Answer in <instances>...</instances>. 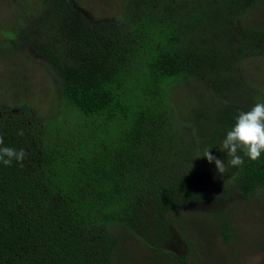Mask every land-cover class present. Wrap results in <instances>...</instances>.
Wrapping results in <instances>:
<instances>
[{
    "label": "trees",
    "instance_id": "1",
    "mask_svg": "<svg viewBox=\"0 0 264 264\" xmlns=\"http://www.w3.org/2000/svg\"><path fill=\"white\" fill-rule=\"evenodd\" d=\"M77 1L39 0L0 44L32 40L58 80L47 117L0 102L5 146L27 153L0 163V264H122L129 236L146 246L135 264L201 261L179 220L210 216L229 242L231 202L264 188V153L238 150L233 167L221 150L239 113L264 103L247 79L264 55V26L247 16L264 0H123L102 18Z\"/></svg>",
    "mask_w": 264,
    "mask_h": 264
},
{
    "label": "rangeland",
    "instance_id": "2",
    "mask_svg": "<svg viewBox=\"0 0 264 264\" xmlns=\"http://www.w3.org/2000/svg\"><path fill=\"white\" fill-rule=\"evenodd\" d=\"M75 1L79 4L77 0ZM79 1L97 18L115 15L123 5V0ZM39 4V0H0V44L6 38L4 35L7 29L12 28L9 30L12 34L13 27L16 28L22 19L27 18L28 15H39L40 10H43V6L39 9ZM247 20L264 26V2L249 11ZM18 41L21 43V40L18 39ZM21 44L26 46L24 50H15L8 43L0 47V102L9 101L11 107H17L16 105L25 101L33 102L41 109V111L37 109L36 113H41V118L47 117L49 113L54 112L56 106L55 91L58 80L55 69L43 61L41 53L32 40L28 39L27 43ZM21 79L26 83L23 86L27 89V95H19L23 91L19 85ZM247 79L255 85L264 84V55L250 58ZM15 85H19V88L15 89ZM14 97L19 98L13 99ZM179 98L181 101H188L184 92L179 94ZM240 198V200L234 199L230 206V215L233 220L232 231L238 233L239 237L233 236L229 242L217 232L218 225L210 216L194 213L179 220L180 224L189 228L188 231L191 230L192 238L197 241V245H200L201 261H194L192 254L184 252L193 264L263 263L264 188L254 196ZM234 228L239 229L240 232ZM124 243L127 255L122 264L137 263L145 253L146 246L138 243L131 236Z\"/></svg>",
    "mask_w": 264,
    "mask_h": 264
},
{
    "label": "clouds",
    "instance_id": "3",
    "mask_svg": "<svg viewBox=\"0 0 264 264\" xmlns=\"http://www.w3.org/2000/svg\"><path fill=\"white\" fill-rule=\"evenodd\" d=\"M18 135H24L23 129ZM222 151L227 153L231 159L228 164L233 167L243 165L244 160L238 154L242 150L251 160L255 161L264 153V103H256L250 110L242 111L235 118L234 126L227 132L222 143ZM27 153L24 149H15L5 146L4 138L0 135V163L5 166H11L14 161L23 166V161ZM197 153L195 157H200ZM203 157L211 163L214 162L218 173L223 174L226 171L225 162L214 156L210 149L204 151Z\"/></svg>",
    "mask_w": 264,
    "mask_h": 264
}]
</instances>
